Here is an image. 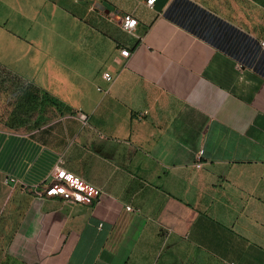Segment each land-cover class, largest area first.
I'll return each mask as SVG.
<instances>
[{
	"label": "crops",
	"instance_id": "1",
	"mask_svg": "<svg viewBox=\"0 0 264 264\" xmlns=\"http://www.w3.org/2000/svg\"><path fill=\"white\" fill-rule=\"evenodd\" d=\"M177 1L0 0V264H264V0H188L255 59L173 21ZM59 157L98 203L10 179L39 184Z\"/></svg>",
	"mask_w": 264,
	"mask_h": 264
},
{
	"label": "trees",
	"instance_id": "2",
	"mask_svg": "<svg viewBox=\"0 0 264 264\" xmlns=\"http://www.w3.org/2000/svg\"><path fill=\"white\" fill-rule=\"evenodd\" d=\"M167 16L173 21L194 32L198 36L214 43L215 45L222 47L226 46V49L233 53H241L250 59L258 57V44L250 37L247 33H244L233 26L223 21L218 16L205 11V9L196 5L188 0H178L167 12ZM225 28L232 35L233 43H226L225 38H220L218 35L220 29ZM13 139L11 136L0 133V154L8 149L10 140ZM35 146L34 154L27 150L23 153L22 170L31 163L34 162L36 175L42 177L45 170L48 167L46 161L37 162L34 155L40 150V147ZM48 162L54 156L52 153H45ZM34 157V158H33ZM33 158V159H32ZM31 159V160H30ZM7 161H3V157L0 155V167L4 169L10 168L13 170V166L7 168Z\"/></svg>",
	"mask_w": 264,
	"mask_h": 264
},
{
	"label": "built area",
	"instance_id": "3",
	"mask_svg": "<svg viewBox=\"0 0 264 264\" xmlns=\"http://www.w3.org/2000/svg\"><path fill=\"white\" fill-rule=\"evenodd\" d=\"M155 1L156 0H147V4L152 6ZM137 26L138 20L132 14H127L122 18V28L126 32L135 34ZM261 46L264 49V41L261 42ZM120 53L125 58H129L131 56V51L127 48H122ZM104 77L108 81L112 80L110 73H105ZM78 116L84 122L87 121V114L79 112ZM202 154L203 151L201 150L200 155ZM64 163V159L59 157L50 171V174L39 184L29 186L22 183L18 178L12 177L10 179L16 184H22V186L30 189L35 197L41 201L46 198L57 197L73 204L98 203L104 193L103 190L71 174L65 168ZM202 164V161L199 159L196 165L200 168ZM126 208L130 211L134 210L132 206H127Z\"/></svg>",
	"mask_w": 264,
	"mask_h": 264
}]
</instances>
